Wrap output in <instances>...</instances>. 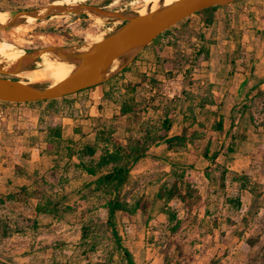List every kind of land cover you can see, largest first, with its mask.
I'll use <instances>...</instances> for the list:
<instances>
[{
    "label": "rangeland",
    "instance_id": "1",
    "mask_svg": "<svg viewBox=\"0 0 264 264\" xmlns=\"http://www.w3.org/2000/svg\"><path fill=\"white\" fill-rule=\"evenodd\" d=\"M52 1L66 0H0V10L31 9ZM72 1H86L113 10L143 11L146 7L142 0ZM245 5L247 10L243 11ZM255 6L261 8L264 0H239L235 9L228 6L190 16L157 41L158 56L155 48L146 47L126 72L108 83L111 87L108 99L113 106L109 107L105 120L95 126L93 145L97 146V152L94 159L83 157L85 164L98 160L102 152L114 146L138 140L145 130L162 134V120L167 113L173 116L171 134H180L183 127L204 134L186 151L164 155L152 150L131 168L130 184L123 186L120 193L128 192L131 203L141 198L145 209L135 216L117 212L113 221L122 246L130 252L135 264H261L264 261V169L259 168L264 155L254 159L257 172L241 173L249 177L251 194H243L230 176L221 181L215 170L212 181H208L203 171L212 162L201 156L209 142L210 156L216 154L215 162L226 168L222 156L229 154V150L264 151V16L257 26L253 21L256 10L248 9ZM238 15L239 25L235 23ZM109 26L112 24L84 16L52 17L2 31L0 43L8 42L17 50L50 44H82L98 39ZM249 28H253L263 50L259 56L257 51H247L249 46L259 47L244 36ZM201 48L210 49L208 60L196 59ZM226 70L228 80L237 72H242L244 77L250 75L255 78L256 88L236 93L234 102H222L224 93L213 92V86H218V75ZM209 73L213 74L212 84ZM17 78L28 80L25 74ZM122 81L125 82L121 84ZM129 100L134 104L136 117L121 115V106ZM204 100H213L215 104L204 106ZM219 116L224 118V135L211 128ZM67 160L62 158L59 162L58 174H44L35 189L37 194H31L41 204L49 196L58 202L52 221L39 218L41 224L37 228L28 227L25 219L30 218L32 211L28 206L25 214L0 222V263L129 264L111 230L101 227L109 218L105 203L110 196L103 192L92 194L93 177L79 175L77 167L75 173L73 167L78 161ZM172 165L187 168L195 179L199 199L191 208L179 199L157 197L163 185L172 184ZM230 199H240L241 206L229 203ZM248 202L252 207L246 210ZM165 206L174 209L182 222L174 233L163 214ZM91 222L96 227L83 241L82 226Z\"/></svg>",
    "mask_w": 264,
    "mask_h": 264
},
{
    "label": "crops",
    "instance_id": "2",
    "mask_svg": "<svg viewBox=\"0 0 264 264\" xmlns=\"http://www.w3.org/2000/svg\"><path fill=\"white\" fill-rule=\"evenodd\" d=\"M229 7L235 9L237 8V3L231 4ZM246 7L247 5H245ZM248 9L256 10L255 20L253 19V21L258 26V20L263 19L264 16V6L261 8L256 6L249 7ZM245 10L247 8L244 9L243 7V11ZM239 17L240 15L235 20L237 25L239 23L241 24ZM245 23L248 24V22ZM246 24L243 26L244 29H246ZM249 29L251 30H247L244 36H246L248 41H254L256 45H259L258 38L253 33V28ZM247 51L249 53L257 51L256 56H259L263 50L260 45L259 47H255L254 45L249 46ZM227 74H229L228 70L218 75L220 78L217 84L218 86L215 84L213 86V92L224 93L222 102H234L236 100V93L239 94L242 91L248 92L256 88L253 85L255 78L250 77V75L245 74L244 77L242 72H237L232 75V79L228 80L226 79ZM132 75L130 72V80L133 79ZM240 76H243L244 79L241 80L239 78ZM208 77L212 84L213 74L209 73ZM123 82L125 81H122L121 84ZM108 83L109 81L101 87H95L73 94L75 96H66L63 101L59 99L57 102H0V198L14 194L11 201L0 204V222H3V219L6 222L7 219H11L14 215L25 214L28 206L32 207L30 218L36 219L38 225L41 224L38 221L39 218L53 220L56 214L52 212V208L49 209L48 207L43 211L37 212V206L41 202H36V199L31 197V194L33 190L38 188L39 179L44 174L53 175L54 173L58 174L60 172L58 165L59 162L61 163L62 158H67V161H70V151L78 152L86 145H93L95 143V126L105 120L104 117L107 116L109 107L113 106V103L108 99L110 95L108 91L111 89ZM219 101L217 99V102ZM57 130L61 133L60 138L55 137V131ZM171 133L172 129L168 137L178 135V133ZM152 150H156L158 153H163L164 155L172 154L171 151L167 150L165 144L152 148L149 153H152ZM263 155L264 151L255 149L243 150L240 148L222 156V160L229 170L240 174L245 173L251 175L254 171L257 172L254 164L257 160L254 159L260 156L263 157ZM78 157L79 155H73L71 157L73 161H78V165H74L73 167L74 172L77 167L79 175L91 176L84 171L81 165V161L83 162V160ZM67 163L70 164V162ZM259 168L260 170L264 169V161H260ZM102 172L104 171H101L98 176ZM95 179L96 177H93L91 180L92 188L94 187L93 182ZM23 187H26L27 191L20 194ZM241 192L243 194L250 193L248 190H241ZM251 207V202L245 205L246 210Z\"/></svg>",
    "mask_w": 264,
    "mask_h": 264
},
{
    "label": "water",
    "instance_id": "3",
    "mask_svg": "<svg viewBox=\"0 0 264 264\" xmlns=\"http://www.w3.org/2000/svg\"><path fill=\"white\" fill-rule=\"evenodd\" d=\"M236 1L175 0L165 4V0H158L154 10L152 6L145 4L143 11L113 10L86 1L72 4L52 1L36 8L5 11L9 14V19L5 23L0 22V32L32 21L68 15L84 16L112 26L107 27L98 39L86 43L50 44L30 50H18L22 54L11 62L0 58V102L32 103L60 99L102 85L130 66L166 30L196 12L215 6L226 7ZM29 18L32 20L28 21ZM44 57L71 65L72 70L57 83L51 79L48 82L42 79L31 81L27 78L25 81L17 78L40 69Z\"/></svg>",
    "mask_w": 264,
    "mask_h": 264
},
{
    "label": "trees",
    "instance_id": "4",
    "mask_svg": "<svg viewBox=\"0 0 264 264\" xmlns=\"http://www.w3.org/2000/svg\"><path fill=\"white\" fill-rule=\"evenodd\" d=\"M239 0L234 2L233 4L237 3ZM228 7V6H226ZM219 8H224L220 6H215L211 8H207L204 10H201L199 12H196L194 15L200 14V13H208L215 11ZM190 17L185 19L184 21H187ZM183 22V21H182ZM171 28L166 30L164 33L160 34L157 38H155L148 47L155 48L157 56L159 55V50L156 46L157 41L160 40V38L168 34L170 32ZM210 55V49L209 48H201L199 52L197 53L196 59L199 60H208ZM131 66L125 68L122 73L119 74L121 76L124 72H126ZM29 76L33 80H38L39 77H37L34 74L29 73ZM118 78V76H116ZM103 85V84H102ZM95 88V87H93ZM90 88V89H93ZM89 90V89H88ZM79 93V92H78ZM77 94V93H76ZM75 96V95H73ZM65 99V97L60 98ZM59 99H53V100H46V101H40V102H48L53 101L57 102ZM216 102V101H215ZM206 104H215L213 100H204L202 102V105ZM121 115H128L133 114L134 117H136V110L134 109V104L131 102V100L124 103L121 108ZM214 116H217L216 112H214ZM173 123V116L172 114L167 113L166 117L162 120V134H152L150 130H145L143 135L138 140H128V144L125 146H114L113 149L106 150L102 152L101 156L98 160H93L90 164H85L81 161V165L85 172H87L92 177H96L95 181L93 182L94 187L90 191L92 194H97L100 192H103L104 194L110 196L108 201L105 203V207L108 209L109 218L106 221V223L102 224L101 227H106V229L111 230L113 236L115 237L116 243L118 246L123 250V255L127 262L129 264H135L133 261L130 252L124 248L121 244V239L116 227V224L113 221V218L117 212H120L125 215L129 216H135L139 211H143L145 209V204L143 203V200L141 198L136 199L133 203H131L128 200V192L121 194L120 189L130 184L131 180V174L130 170L131 168L142 158H144L150 150L154 147H157L158 145L165 144L167 147V150L173 151V152H180V151H186L189 147L194 146L196 144V141L203 138L204 134H200L199 130H195L193 128L189 127H183L182 131L178 135H174L172 137L169 136V132L172 128ZM202 128H204V124H200ZM211 128L213 132L219 133L220 135L226 134L225 126H224V118L222 116H219V120L211 125ZM104 133H101V137H103ZM55 137L60 138L61 133L60 131H55ZM103 141H105L104 138H102ZM97 146L95 145H86L83 149L79 150L78 152H71L69 153V158L73 155H79L80 158L83 159V157L94 159V156L97 152ZM233 152V150H229ZM211 150H210V143L206 145L204 148L203 153L201 156L205 158L208 161H211L212 164L210 166H207L203 173L208 181H212L213 179V171H217V178L221 181L225 182L226 177L230 176L232 182H236L239 184L240 190H248L253 192V188L251 186V183L249 181V177L247 175H241L238 172L229 170L228 168H224L223 166L217 164L215 162V156H210ZM92 161V160H91ZM102 172L99 176L98 174ZM173 181L171 186L163 185L160 189V191L157 194V197L161 200L168 199V200H174L179 199L181 202L186 203L191 208L194 206L198 199V190L195 186V179L192 178L188 172V169L181 166V165H175L171 166ZM27 191L26 187H23L21 189V193ZM33 193L36 195L37 191L34 190ZM14 197L13 195H6L0 198V204H5L7 201H11ZM43 199V197L41 198ZM44 204H39L37 206V212L43 211L46 208L52 206V212L55 214L57 212L58 202L53 201L51 197L45 198ZM229 203H234L237 206H241V200L238 199L236 201H233L232 199L229 200ZM163 214L167 216L168 224L170 225V230L174 233L178 231V229L181 226V220L178 218L177 212L172 209L170 206H165L163 209ZM25 222L28 227L37 228L38 222L36 219L27 218L25 219ZM96 223L91 222L89 224L82 226V233H81V240H86L88 237H90L91 232L95 229ZM97 264H110V262H100ZM264 264V261L261 263Z\"/></svg>",
    "mask_w": 264,
    "mask_h": 264
},
{
    "label": "bare ground",
    "instance_id": "5",
    "mask_svg": "<svg viewBox=\"0 0 264 264\" xmlns=\"http://www.w3.org/2000/svg\"><path fill=\"white\" fill-rule=\"evenodd\" d=\"M145 4L152 6V10H154L157 7L158 0H142ZM175 0H165V4H170ZM77 2H82V1H72V0H67L65 3H77ZM9 19V14L7 12L0 11V22L5 23ZM32 18H29L28 21H31ZM26 26V25H25ZM19 29V28H18ZM27 29V28H25ZM22 32V31H21ZM20 32V33H21ZM91 36V35H89ZM87 36V37H89ZM22 53L16 49L13 48V46L8 43V42H3L0 43V58L5 61V62H11L15 60L18 56H20ZM41 68L37 70H33L31 72H27L26 77L31 80V81H36L33 80L30 76L29 73L36 75L39 77L38 80L40 79H51L55 83L63 80L68 76L70 71L72 70V66L62 63V62H56V61H51L49 58L44 57L42 62H41ZM24 76V75H23Z\"/></svg>",
    "mask_w": 264,
    "mask_h": 264
}]
</instances>
